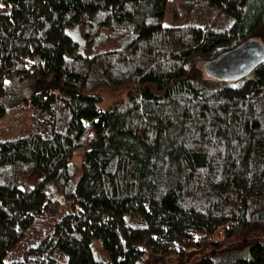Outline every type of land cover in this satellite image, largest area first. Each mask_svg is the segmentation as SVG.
Segmentation results:
<instances>
[{
	"label": "trees",
	"instance_id": "trees-1",
	"mask_svg": "<svg viewBox=\"0 0 264 264\" xmlns=\"http://www.w3.org/2000/svg\"><path fill=\"white\" fill-rule=\"evenodd\" d=\"M168 1L0 0V264H264V0Z\"/></svg>",
	"mask_w": 264,
	"mask_h": 264
},
{
	"label": "water",
	"instance_id": "water-1",
	"mask_svg": "<svg viewBox=\"0 0 264 264\" xmlns=\"http://www.w3.org/2000/svg\"><path fill=\"white\" fill-rule=\"evenodd\" d=\"M264 62V45L249 40L216 60L203 65L204 75L220 82L245 78Z\"/></svg>",
	"mask_w": 264,
	"mask_h": 264
},
{
	"label": "rangeland",
	"instance_id": "rangeland-1",
	"mask_svg": "<svg viewBox=\"0 0 264 264\" xmlns=\"http://www.w3.org/2000/svg\"><path fill=\"white\" fill-rule=\"evenodd\" d=\"M178 1L177 0H169L168 1V11L165 14L164 17V25H171L172 21H171V16L169 11L178 6ZM175 24H180V22H175ZM203 70V68H202ZM204 73V71H203ZM100 99H101V103H100V108L102 109H108L110 108L115 102L121 100L124 98V93L119 94V95H110L104 92H100ZM76 162L79 161L78 158L75 159ZM37 176H33V178H36ZM214 242L220 243V246L222 248H226V247H234V246H246L248 244H250L253 239L250 237H243V236H237L235 238L232 239H227V240H222L220 235H215V237L213 238ZM210 253V248L208 246H204L202 249H200L199 251H194L188 254L187 256V264H196L197 261L199 260V258L203 255H207ZM148 260L144 261V264H156L153 260L150 259V257L147 258ZM167 264H172V262H167Z\"/></svg>",
	"mask_w": 264,
	"mask_h": 264
}]
</instances>
